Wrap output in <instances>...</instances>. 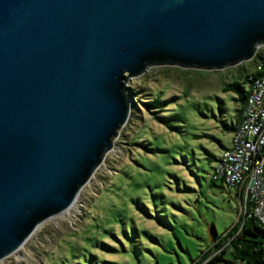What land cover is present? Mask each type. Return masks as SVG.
<instances>
[{"label": "water", "instance_id": "1", "mask_svg": "<svg viewBox=\"0 0 264 264\" xmlns=\"http://www.w3.org/2000/svg\"><path fill=\"white\" fill-rule=\"evenodd\" d=\"M264 47V0H0V262L67 213L129 123V80Z\"/></svg>", "mask_w": 264, "mask_h": 264}, {"label": "rangeland", "instance_id": "2", "mask_svg": "<svg viewBox=\"0 0 264 264\" xmlns=\"http://www.w3.org/2000/svg\"><path fill=\"white\" fill-rule=\"evenodd\" d=\"M253 66L153 67L129 80L136 103L104 165L67 213L0 264H207L241 214L235 190L211 183L239 108L223 88ZM155 99L164 112L147 107ZM234 260L229 250L218 264Z\"/></svg>", "mask_w": 264, "mask_h": 264}, {"label": "built area", "instance_id": "3", "mask_svg": "<svg viewBox=\"0 0 264 264\" xmlns=\"http://www.w3.org/2000/svg\"><path fill=\"white\" fill-rule=\"evenodd\" d=\"M247 90L242 122L233 133L231 148L218 161L216 174L237 193L241 214L264 225V61L251 74Z\"/></svg>", "mask_w": 264, "mask_h": 264}, {"label": "trees", "instance_id": "4", "mask_svg": "<svg viewBox=\"0 0 264 264\" xmlns=\"http://www.w3.org/2000/svg\"><path fill=\"white\" fill-rule=\"evenodd\" d=\"M264 61V48L259 50L254 60L251 62L254 64L251 70L247 68H240L239 78H235L233 81L226 83L223 91L225 93L232 92L237 95V102L239 108L237 110V122L231 129L234 133L240 126L243 114L246 109L247 99L249 92L247 85L249 78L253 72ZM188 74L193 71H187ZM187 74V73H186ZM133 103H136L134 97L131 98ZM150 110L155 113H162L166 110L167 104L161 99H155L150 103H146ZM178 121H182L181 117L177 118ZM166 125L171 127L167 121ZM172 128V127H171ZM214 159V157L210 156ZM221 181L224 184V179L219 178L216 174V168L214 174L211 176V183L217 186V183ZM249 214V213H248ZM264 225L261 224L256 218H250L244 214L240 215L238 224L233 230H231L224 238V240L217 243V251L215 255L207 262V264H218L224 260L227 251H231L235 260L231 261V264H264ZM208 259V258H207Z\"/></svg>", "mask_w": 264, "mask_h": 264}, {"label": "crops", "instance_id": "5", "mask_svg": "<svg viewBox=\"0 0 264 264\" xmlns=\"http://www.w3.org/2000/svg\"><path fill=\"white\" fill-rule=\"evenodd\" d=\"M236 195H237V193H236ZM238 197V196H237Z\"/></svg>", "mask_w": 264, "mask_h": 264}]
</instances>
